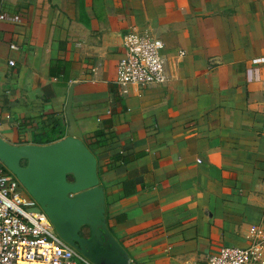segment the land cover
<instances>
[{
	"label": "crops",
	"instance_id": "obj_1",
	"mask_svg": "<svg viewBox=\"0 0 264 264\" xmlns=\"http://www.w3.org/2000/svg\"><path fill=\"white\" fill-rule=\"evenodd\" d=\"M0 14L23 20L0 21V138L32 144L23 118L66 137L74 84L83 143L114 135L91 153L130 264L203 263L264 230V0H3ZM128 32L162 40L165 84H114Z\"/></svg>",
	"mask_w": 264,
	"mask_h": 264
},
{
	"label": "water",
	"instance_id": "obj_2",
	"mask_svg": "<svg viewBox=\"0 0 264 264\" xmlns=\"http://www.w3.org/2000/svg\"><path fill=\"white\" fill-rule=\"evenodd\" d=\"M74 86L64 108L66 137L46 145H12L0 138V162L39 204L63 241L93 264H130L106 224L96 159L71 111ZM82 227H88V237L80 235Z\"/></svg>",
	"mask_w": 264,
	"mask_h": 264
},
{
	"label": "built area",
	"instance_id": "obj_3",
	"mask_svg": "<svg viewBox=\"0 0 264 264\" xmlns=\"http://www.w3.org/2000/svg\"><path fill=\"white\" fill-rule=\"evenodd\" d=\"M0 21L23 22L15 14H0ZM121 48L113 81L120 90L166 83L162 40L128 32L122 36ZM8 64L14 66L13 61ZM261 80L264 84V68ZM261 193L264 195V181ZM250 233L244 248L226 246L203 263L184 264H264V230L254 226ZM0 264H93L60 238L39 204L1 162Z\"/></svg>",
	"mask_w": 264,
	"mask_h": 264
},
{
	"label": "trees",
	"instance_id": "obj_4",
	"mask_svg": "<svg viewBox=\"0 0 264 264\" xmlns=\"http://www.w3.org/2000/svg\"><path fill=\"white\" fill-rule=\"evenodd\" d=\"M3 5V0H0V10ZM60 66L58 61L55 63H51L49 75L51 78L57 77L60 73ZM64 126L61 122L55 121L52 125H44L43 123H39L34 125L32 119L23 118L17 121V132L19 135L24 134L29 130L31 133L30 143L35 145H46L58 140H61L64 137ZM114 139V135L112 133H102L97 132L93 135L90 142L87 144V148L92 151L95 148H99L107 144L108 140L112 141ZM113 161L124 163L126 160L119 155L113 157ZM124 220L123 217L115 218L116 223H121ZM84 228V227H82ZM82 228L80 230V235L82 236ZM88 228V227H87Z\"/></svg>",
	"mask_w": 264,
	"mask_h": 264
},
{
	"label": "rangeland",
	"instance_id": "obj_5",
	"mask_svg": "<svg viewBox=\"0 0 264 264\" xmlns=\"http://www.w3.org/2000/svg\"><path fill=\"white\" fill-rule=\"evenodd\" d=\"M82 236L83 237L89 236V229L87 227L82 228Z\"/></svg>",
	"mask_w": 264,
	"mask_h": 264
}]
</instances>
